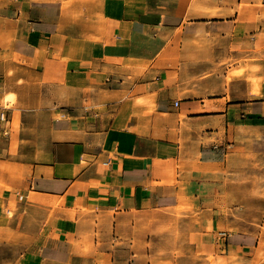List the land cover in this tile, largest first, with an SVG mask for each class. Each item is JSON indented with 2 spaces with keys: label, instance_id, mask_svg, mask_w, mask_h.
Wrapping results in <instances>:
<instances>
[{
  "label": "crops",
  "instance_id": "1",
  "mask_svg": "<svg viewBox=\"0 0 264 264\" xmlns=\"http://www.w3.org/2000/svg\"><path fill=\"white\" fill-rule=\"evenodd\" d=\"M1 89L0 228L50 212L19 264L252 247L215 177L236 126L263 121L264 0H0Z\"/></svg>",
  "mask_w": 264,
  "mask_h": 264
},
{
  "label": "rangeland",
  "instance_id": "2",
  "mask_svg": "<svg viewBox=\"0 0 264 264\" xmlns=\"http://www.w3.org/2000/svg\"><path fill=\"white\" fill-rule=\"evenodd\" d=\"M196 32V31H195ZM206 43V42H205ZM205 43L199 42L200 46ZM253 64L245 66V72L254 70ZM242 71L233 70L227 73V79L240 75ZM258 79L253 76L251 82ZM9 95V99H6ZM16 95L12 92L0 90V106L13 105ZM252 122L239 123L232 138L233 147L228 150L226 161L221 171L215 177L219 185L221 207L228 210L234 229L242 230L248 235L249 231L254 239L252 247L244 254H231V264H264V117ZM14 121L12 124L16 126ZM15 142V139H14ZM184 188V187H183ZM50 212L43 210L25 209V220L17 229L0 228V264H19L26 247L31 245L39 234ZM11 217V215H9ZM167 214L160 211L149 222L160 223L159 219L167 218ZM14 217V216H13ZM163 229L173 227V221L163 223ZM7 229L14 234V239L7 235ZM180 258L179 251H173ZM194 261L189 264H215L214 258L203 261V255L196 253ZM154 264H177L159 262Z\"/></svg>",
  "mask_w": 264,
  "mask_h": 264
},
{
  "label": "built area",
  "instance_id": "3",
  "mask_svg": "<svg viewBox=\"0 0 264 264\" xmlns=\"http://www.w3.org/2000/svg\"><path fill=\"white\" fill-rule=\"evenodd\" d=\"M178 105V104H176ZM2 110H5V108H2ZM6 120V114L4 112H2L0 114V122H4Z\"/></svg>",
  "mask_w": 264,
  "mask_h": 264
},
{
  "label": "bare ground",
  "instance_id": "4",
  "mask_svg": "<svg viewBox=\"0 0 264 264\" xmlns=\"http://www.w3.org/2000/svg\"><path fill=\"white\" fill-rule=\"evenodd\" d=\"M257 82H258V81H257ZM253 89H254V88H253ZM9 97H10V96L8 95V96L6 97V99H9Z\"/></svg>",
  "mask_w": 264,
  "mask_h": 264
}]
</instances>
